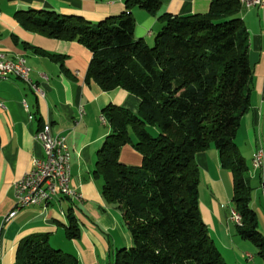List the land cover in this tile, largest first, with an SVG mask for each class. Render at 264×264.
<instances>
[{
  "label": "trees",
  "instance_id": "obj_1",
  "mask_svg": "<svg viewBox=\"0 0 264 264\" xmlns=\"http://www.w3.org/2000/svg\"><path fill=\"white\" fill-rule=\"evenodd\" d=\"M161 7L159 0H125L121 15L98 24L48 10L18 12L16 19L31 33L84 46L92 53L87 83L104 92L122 89L141 101L137 114L112 105L103 111L112 132L97 153L95 176L133 238V247L120 250L113 264H226L200 212L196 157L212 147L233 175L232 207L242 218L238 233L255 245L264 264L250 169L235 142L251 109L254 82L243 6L240 0H211L205 15L164 14L153 44L138 43L133 11L156 16ZM125 146L142 156L141 166L120 162ZM66 236L80 237L73 218ZM17 264L78 260L37 235L20 243Z\"/></svg>",
  "mask_w": 264,
  "mask_h": 264
},
{
  "label": "crops",
  "instance_id": "obj_2",
  "mask_svg": "<svg viewBox=\"0 0 264 264\" xmlns=\"http://www.w3.org/2000/svg\"><path fill=\"white\" fill-rule=\"evenodd\" d=\"M159 1L162 7L156 16L144 10L133 11L138 43L153 44L163 27L159 17L164 14L205 15L211 8V0ZM29 10L81 16L95 23L121 15L125 0H0V55L10 60L25 58L32 84L44 93L43 98L39 97L29 84L17 78L0 79V264H17L20 243L37 235H47L53 248L76 257L78 264H113L120 250L133 247V238L123 225L121 212L103 199L102 182L95 176L97 153L112 132L109 123L102 121L103 111L112 105L137 114L141 101L122 89L104 92L93 81L87 83L92 53L77 42L50 39L22 28L17 13ZM242 19L249 32L255 82L264 95V10L243 6ZM263 122L264 96H252L251 109L241 124L252 144L251 160L259 147L255 129L262 128ZM46 123L51 124L53 134L67 139L72 188L82 198L59 196L46 207L27 208L5 222L15 208V184L31 170L33 158L42 157L35 135ZM196 161L201 172L200 212L210 237L222 255L226 252L234 256L236 264L240 258L257 264L256 258H248L251 254L247 251H235V224L230 220L232 173L221 167L219 153L213 147L199 153ZM120 162L139 167L142 156L132 146H125ZM251 179V184L258 183L252 199L255 210L264 201V169L254 170ZM72 218L80 227V237L75 240L66 236ZM244 245L250 250L248 244Z\"/></svg>",
  "mask_w": 264,
  "mask_h": 264
},
{
  "label": "built area",
  "instance_id": "obj_3",
  "mask_svg": "<svg viewBox=\"0 0 264 264\" xmlns=\"http://www.w3.org/2000/svg\"><path fill=\"white\" fill-rule=\"evenodd\" d=\"M247 8L259 7L263 10L264 0H246ZM2 55V54H1ZM6 64H0V79L17 78L29 84L33 91L43 98V91L32 84L30 68L27 62L11 64L5 55ZM105 122V118L102 119ZM106 123V122H105ZM40 144L42 157L33 158L32 168L15 184V208L5 219H14L21 211L31 207H46L59 195H67L70 199L81 200L82 196L72 188L71 160L67 139L52 132L50 123L43 126V135H35ZM258 170L264 169V151L260 146L253 155ZM46 175H54V182H46ZM231 222L242 226L240 214L231 210ZM248 258H251L248 256ZM252 259V258H251Z\"/></svg>",
  "mask_w": 264,
  "mask_h": 264
},
{
  "label": "rangeland",
  "instance_id": "obj_4",
  "mask_svg": "<svg viewBox=\"0 0 264 264\" xmlns=\"http://www.w3.org/2000/svg\"><path fill=\"white\" fill-rule=\"evenodd\" d=\"M99 22H95L94 24H98ZM256 79L254 78V82L251 86V89H252V92H251V96H253V99H255V96H264L262 95V93L260 92L259 90V85H257V82H255ZM259 104V103H257ZM261 106V103L259 104ZM256 133H255V141L257 142V144L260 145L264 148V122H263V125H262V128L261 127H256ZM157 132V131H155ZM154 132V133H155ZM236 144L238 145L243 157L245 158L249 168H250V173L253 175V172H254V169H253V166H252V160H251V141L249 140V134L247 133V130L244 126V124L242 125V127L240 128V131L238 133V136H237V139H236ZM258 147V148H259ZM256 185H258L257 182L253 183L252 184V199H254L256 197V194L258 192L257 188H256ZM260 195V194H259ZM262 198V197H261ZM254 200H252L253 202ZM251 202V203H252ZM260 203V202H259ZM252 208L254 207V202L251 204ZM261 207V208H260ZM260 209L263 211L261 212ZM255 210H256V214H257V217H258V222H259V225H258V230L262 233V235L264 236V201L262 199V203L260 205H257L255 206ZM241 227V226H240ZM232 230L234 231L233 232V236L234 238L237 240V243L235 245L236 249L238 250H235L236 252H239L238 254H240V251L243 252V251H247L248 254H251V255H248L250 256L252 259L256 258V261H257V264L260 263L262 260L261 258L258 256V250L257 248L255 247V245L247 240H244L240 237L239 233H238V230H237V226H233L232 227ZM244 244H248L250 246V250L247 249V246L244 245ZM241 249V250H240ZM240 250V251H239ZM63 252V251H62ZM65 254H69L68 252H63ZM245 253V252H244ZM226 257V264H234L235 263V258L234 256L231 257L228 253L224 252V255ZM236 264V263H235ZM238 264H248L247 261L244 259V258H240L239 261H238Z\"/></svg>",
  "mask_w": 264,
  "mask_h": 264
},
{
  "label": "bare ground",
  "instance_id": "obj_5",
  "mask_svg": "<svg viewBox=\"0 0 264 264\" xmlns=\"http://www.w3.org/2000/svg\"><path fill=\"white\" fill-rule=\"evenodd\" d=\"M241 4L243 6H245L247 8V1L246 0H240ZM263 10H264V4H263ZM19 62H27V60L25 58H19ZM28 63V62H27ZM0 64H6V57L5 55H0ZM11 64H18V59L17 60H11ZM105 122H107L105 120ZM36 135H43V127L41 130H39L37 132ZM262 151H264V148L262 147ZM252 166L254 170H258L257 166L254 163V159L252 158ZM46 182H54V175H46ZM62 196L64 198H69V196L67 195H59ZM70 199V198H69ZM241 222H242V218L240 216Z\"/></svg>",
  "mask_w": 264,
  "mask_h": 264
}]
</instances>
